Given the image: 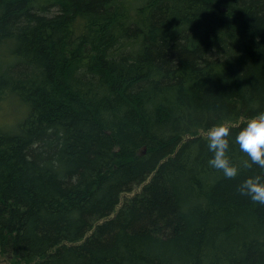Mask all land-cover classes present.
Returning a JSON list of instances; mask_svg holds the SVG:
<instances>
[{
    "label": "trees",
    "instance_id": "trees-1",
    "mask_svg": "<svg viewBox=\"0 0 264 264\" xmlns=\"http://www.w3.org/2000/svg\"><path fill=\"white\" fill-rule=\"evenodd\" d=\"M0 255L264 264L250 176L207 129L264 114V0H0Z\"/></svg>",
    "mask_w": 264,
    "mask_h": 264
},
{
    "label": "clouds",
    "instance_id": "clouds-1",
    "mask_svg": "<svg viewBox=\"0 0 264 264\" xmlns=\"http://www.w3.org/2000/svg\"><path fill=\"white\" fill-rule=\"evenodd\" d=\"M233 131L227 123H220L207 129V146L211 153L209 166L222 172L228 179L240 176L242 169L233 163L230 156V149L234 143L247 157L243 162V168L255 165L264 169V114L241 125L235 130L234 136ZM239 191L251 201L264 204V177H248L240 185Z\"/></svg>",
    "mask_w": 264,
    "mask_h": 264
},
{
    "label": "rangeland",
    "instance_id": "rangeland-1",
    "mask_svg": "<svg viewBox=\"0 0 264 264\" xmlns=\"http://www.w3.org/2000/svg\"><path fill=\"white\" fill-rule=\"evenodd\" d=\"M18 110L19 107L14 102L3 103L2 107L0 108V126L10 125L16 122L21 117V113L18 112ZM0 264L15 263H10L6 257L0 255Z\"/></svg>",
    "mask_w": 264,
    "mask_h": 264
}]
</instances>
